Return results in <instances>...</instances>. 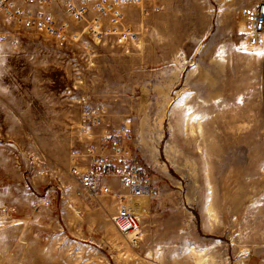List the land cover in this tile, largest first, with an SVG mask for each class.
Returning <instances> with one entry per match:
<instances>
[{
    "label": "rangeland",
    "instance_id": "obj_1",
    "mask_svg": "<svg viewBox=\"0 0 264 264\" xmlns=\"http://www.w3.org/2000/svg\"><path fill=\"white\" fill-rule=\"evenodd\" d=\"M95 2L65 16L64 45L0 11V264H152L156 248L195 264L190 245L264 264V51L240 32L253 0H111L106 16ZM112 137L159 189L133 238L110 222L119 180L92 199L70 174Z\"/></svg>",
    "mask_w": 264,
    "mask_h": 264
},
{
    "label": "built area",
    "instance_id": "obj_2",
    "mask_svg": "<svg viewBox=\"0 0 264 264\" xmlns=\"http://www.w3.org/2000/svg\"><path fill=\"white\" fill-rule=\"evenodd\" d=\"M109 1L106 4V0H0V11L6 19L22 29L54 38L64 45L69 39L67 17L74 23L83 22L90 15L94 2L98 16H106ZM240 19L245 26L243 36L264 48V0H253L245 5L240 9ZM88 27L97 30L101 24L88 23ZM2 39L3 34H0V42ZM119 141L116 137L103 138L100 149L88 145L81 154L75 153L70 174L92 199L112 193V180H119L120 188L126 195L113 196L119 199L120 205L111 214L110 222L121 235L130 237L142 229V220L135 211L136 201L143 196L150 202L157 199L159 189L151 172L132 153L122 150ZM110 142L112 152L108 154L105 152Z\"/></svg>",
    "mask_w": 264,
    "mask_h": 264
},
{
    "label": "bare ground",
    "instance_id": "obj_3",
    "mask_svg": "<svg viewBox=\"0 0 264 264\" xmlns=\"http://www.w3.org/2000/svg\"><path fill=\"white\" fill-rule=\"evenodd\" d=\"M240 32L242 34H244V32H245V26H244V23L242 21H240ZM241 46L244 50H247L249 52L264 51V48H262L258 44H254L251 41H248L244 36H243V41L241 42ZM192 116H193V114H192ZM189 117H191V116H189ZM200 118L198 120L197 127H195V125H192V124L190 125V126H192V127H190V130H191L190 132L195 133L196 131L194 129H197V128L200 132H202V124H201ZM211 196H212V191L210 190V195L208 198L207 205L205 207V212L207 215L208 225H210V227H213L214 222L217 220L218 217H217V212L211 203V200H212ZM149 205H150V200L147 197L143 196L136 201L135 211L137 212L138 215H141V214L146 215V214H144V212L147 211V209L149 208ZM133 237H136V236H133V235L130 236V238H133ZM188 254L193 258L195 264H215L216 260H217V259L215 260L214 256L210 253L209 248H196V247H193L192 245H190ZM149 255H150V258H154V260L152 261V264H160L158 261L159 260L158 256L161 255V252L158 248H156L151 253H149Z\"/></svg>",
    "mask_w": 264,
    "mask_h": 264
}]
</instances>
